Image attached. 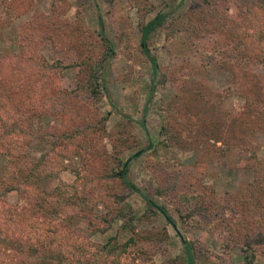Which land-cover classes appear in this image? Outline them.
<instances>
[{"label":"trees","instance_id":"trees-1","mask_svg":"<svg viewBox=\"0 0 264 264\" xmlns=\"http://www.w3.org/2000/svg\"><path fill=\"white\" fill-rule=\"evenodd\" d=\"M24 1L16 0L18 5L13 3L14 9L19 10ZM211 1L192 0L186 13L170 22L161 11L148 21H141L139 49L149 63L152 82L159 77L158 85L172 80L180 86L181 76L194 74L195 64L205 69L211 61L225 72L238 71L234 76L241 78L242 85L214 95L212 100L219 101V108L208 103L205 95L189 100L175 95L164 109L165 124L160 134L176 133L181 138L185 130L192 143L201 148H206L207 136L224 146L230 139L242 144L239 146L247 144L250 156L245 167L252 171L251 182L235 195L224 193L219 201L214 190L204 184V171L197 163L192 169L195 175L198 169L199 179L192 173L193 179L188 182L177 173L168 184L154 175L152 191L137 186L130 179L133 162L147 149H152L154 156L160 155L163 146L151 141L147 147L134 150L120 139L118 142L124 144L121 146L126 154L102 146L108 117L99 114V105L115 46L105 34L99 7H96V32L90 31L79 12L73 22L62 23L58 17L61 8L52 10L50 15H38L19 28L18 51L0 55V160L4 161L0 173V264H125L131 254L133 260L144 255L140 260L154 264L155 248L151 245L154 236L135 233L143 219L153 216L164 219L180 238L182 254L174 259V264H200L210 255L217 258L215 264H234L230 256L236 248L242 264H255L259 253L264 254V158L256 154L258 136L264 135V0H244L248 5L235 22L225 18V0L214 4ZM182 3L180 0L178 6ZM144 11L151 15V8ZM5 27L0 23V29ZM181 30L188 40L213 36L212 50L195 48L185 52L189 46L184 43L179 48L183 53L177 56L184 73H162L152 54L154 48L149 47L150 38L163 31H168L163 32L165 36L174 37ZM40 37L66 45L71 61L68 64L64 59L44 61L39 54ZM4 48L0 44V49ZM58 52L61 53L59 49ZM2 60L7 61L6 65ZM67 68L76 69L75 87L70 90L55 84ZM233 96L243 99L244 104L236 112H224L221 104ZM52 119L62 123L56 126ZM144 121L140 123L145 131ZM193 127L196 137L191 135ZM36 144H48L49 148L38 157H31L29 150ZM74 153H88L93 158L100 153L105 163L98 170L94 164L83 163L85 171L76 173L80 177L73 193L67 191L64 183L46 189L65 168L63 162L73 158ZM13 194L16 199L12 202L9 198ZM133 195L145 203V212L140 216L127 203ZM159 198L165 199L161 202ZM169 199L179 205L175 212L180 224L211 234L219 228L228 230L227 239L220 241V254H213L208 247L180 234L178 223L166 206ZM99 205L105 212L97 211ZM223 206L225 210L233 209L236 215L233 222L221 218ZM115 224L119 233L124 234V242H120V235L100 244L88 241ZM165 236L164 232L162 237ZM142 240L148 247L146 251L139 245Z\"/></svg>","mask_w":264,"mask_h":264},{"label":"rangeland","instance_id":"rangeland-1","mask_svg":"<svg viewBox=\"0 0 264 264\" xmlns=\"http://www.w3.org/2000/svg\"><path fill=\"white\" fill-rule=\"evenodd\" d=\"M218 1L212 0L211 3L214 4ZM21 2L23 3V0ZM191 2L192 0H183L181 6H178L180 0H112L111 4L106 3L104 0H25L24 6L21 4L19 10H17L14 9L13 5V3L18 5L16 0H0V23L6 25V27L9 26L8 28L0 29V44L6 47L4 50L0 49L3 50L0 51V55L18 51L16 36L19 28H24L29 23L28 21L33 20L38 15H50L52 10L60 8L62 11L58 17L63 20L62 23L64 21L73 22L75 13L79 12L84 16L85 23L90 31L96 32L98 29L95 28L97 27L98 12L96 7L98 6L104 22L105 34L115 46V57L107 66L105 72L106 89L99 105V114H106L108 117L105 125V134L101 142L102 146L109 151L114 148L115 152L121 150L126 154V149L121 146L124 144L118 142L120 139H124L125 144L134 150L147 147L151 141L154 142V145L155 143H160L163 146L161 156H154L152 149H147L144 155L133 162L130 179L137 186L147 189V192L152 191L155 181L153 180L154 175L159 176L161 182L165 181L167 183L168 181V184L169 182L171 183V178L177 173L181 177L188 179V182L193 179L192 173H194L195 179H199L201 175L197 174L198 169L197 171L195 170L196 175L192 169L198 163L199 168L204 171L202 179L204 184L214 190L215 196L220 201V199H223L224 193L228 192L235 195L238 189L252 180L251 169L245 167L250 156L247 144L239 146L242 144L230 139L228 145L224 146L220 142L213 140L212 137L207 136L208 145H205L206 148L204 146L201 148V146H195L192 143L187 133L184 132L185 130L182 133V137L179 138L176 133L161 135L160 129L165 124L164 109L167 104L172 102L175 95H181L187 100L197 98L199 97L198 95H205V100L208 103L211 102L212 106L219 108V101L212 100L215 98L214 95L229 87L236 89L242 85L241 78L234 76L238 71L225 72L216 62L211 61L205 69H201L195 64L196 71L194 74L182 75L180 86L172 80H168L164 85H158L157 79L159 77L157 76L155 82H152L149 63L139 49L140 32L138 25L141 21H148L157 11L167 14L168 22L173 21V19L180 18L182 14L186 13ZM203 5L208 6L206 4ZM247 5L244 0H225L223 5L225 18L235 22ZM150 8L151 15H146L144 10ZM64 12L65 14L63 15ZM163 32L168 33V31ZM163 32L152 34L149 43V47L154 48L152 54L156 56L160 72L162 71V73H171L172 71L184 73V70L180 71L181 60H177V56L181 55L183 51L187 52L195 48L212 50L213 36L188 40L182 30L179 35L174 37L173 35L171 37L169 35L165 36ZM39 41V54L44 61L49 63L64 59L65 64L71 61V54L63 43L54 44L43 37H40ZM184 43L189 46V49L182 51L179 48L183 47ZM58 49L61 53L58 52ZM26 55L29 54L26 53ZM194 57L198 58V55ZM2 62L5 65L7 63L6 60H2ZM7 66H9V60ZM75 83L76 69L74 68L65 69L55 80L56 86L64 90L74 88ZM151 87H153L152 91ZM209 98L210 101L208 100ZM201 102L204 104L203 100ZM198 103H200V100H198ZM243 104V99L233 96L223 101L221 109L224 112H236ZM145 107H147L146 111H144ZM142 119L145 120V131L140 123ZM52 121L56 126L62 123L59 119H52ZM191 132L192 137H196L195 127L191 128ZM199 132L200 129L197 130V133ZM257 145V156L264 158V135L258 136ZM47 148H49L48 144H36L31 147L29 154L31 157H38ZM88 155L90 154L76 155L74 153L71 156L73 158L70 157V160L67 159L63 162L65 168L59 172L57 179L46 186V189L51 190L64 183L67 191L73 193L80 177L76 173L85 171L83 163H86V165L94 164L96 170L105 163L100 153L97 155L93 154L94 158L88 157ZM3 163L4 161L0 160V173L2 172ZM14 199H16V195L13 194L9 200L13 202ZM164 199L159 198L161 202ZM127 203L136 212V215L140 216L145 212V203L138 196H131ZM166 204L168 211H171L173 215V219L178 223L180 234L184 238L193 241L199 246L208 247L213 254L222 252L220 241L227 239L228 230L219 228L211 234V232L200 231L191 225L180 224L175 212L176 207L179 205L170 199ZM97 211L102 213L105 212V209L99 205ZM234 217L236 215L233 209L225 210L223 206L221 216L223 221L231 223L234 221ZM164 232L167 236L163 238ZM135 233L142 237L146 235L154 236L155 242L151 244L155 248V253L152 255L154 264H174V259L182 254L180 238L176 235L172 226L167 225L165 220L159 216L143 219L137 225ZM115 235H120V242H124V234L122 232L119 233L117 224L105 233L94 234L88 241L95 244L105 243L108 238ZM139 245L143 248V251L148 248L143 240ZM231 253L230 260L234 264H242L241 253L238 248ZM132 257L133 254L129 256L125 264H149L146 259L140 260L144 255H141V258L136 260H133ZM226 258L229 260V256H226ZM215 263H218L217 258L210 255L200 264ZM255 264H264V254L259 253Z\"/></svg>","mask_w":264,"mask_h":264}]
</instances>
